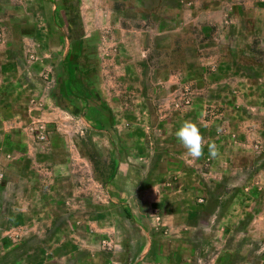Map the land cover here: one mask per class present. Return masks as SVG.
<instances>
[{
    "label": "rangeland",
    "instance_id": "1",
    "mask_svg": "<svg viewBox=\"0 0 264 264\" xmlns=\"http://www.w3.org/2000/svg\"><path fill=\"white\" fill-rule=\"evenodd\" d=\"M46 1L0 0V264H264V0ZM70 6L68 79L69 44L27 34L66 36ZM164 164L198 166L185 204L114 197L120 166Z\"/></svg>",
    "mask_w": 264,
    "mask_h": 264
},
{
    "label": "crops",
    "instance_id": "2",
    "mask_svg": "<svg viewBox=\"0 0 264 264\" xmlns=\"http://www.w3.org/2000/svg\"><path fill=\"white\" fill-rule=\"evenodd\" d=\"M47 1H49V0H47ZM63 1H65L66 4H70V5L73 2L72 0H63ZM88 1L89 0H83L84 4H89V3H87ZM53 3H54V1H53ZM78 3L81 4V0H79ZM106 6H107V8H106L107 10H105V11H104L103 5L100 8L99 11L102 14H103V11L106 12L107 14L109 13V10L111 8V3L109 1H106ZM53 7H54V9H52V15H55V17L57 19L60 12L57 10L55 12L54 10H55L56 6L54 5ZM71 8H72L71 6L68 9L66 7L64 8V15L68 19V21L65 24L66 36H62L61 34L59 35V33L56 31V27L57 26L59 27V24H57V22L55 21V18H52L53 16L51 17L52 21L47 22L46 26H43V25L36 26V27H34V34H31L32 31H30L27 34V36L34 42V45H37L38 51L42 50L41 46L44 48V45L46 43H50L52 41H57L58 43L62 42L63 44L65 42H67L69 44V47H68V52H66V54H65V58H66V56H67V58L71 57V55H72L71 51H72L73 46H75V44L80 45V48H81L80 57H82V52L84 50L83 44H86V42L88 41V38H89L85 32V22L86 21L82 20L81 15H79V16L77 15L78 18L80 19V26H79L80 31L78 32L76 27L70 21L69 15L71 13V11H70ZM76 8H77V11L80 13L81 12L80 11L81 5L79 7L80 10L78 9L77 6H76ZM86 11H87V9H86ZM88 12H89V9H88ZM39 27L46 29V35H40V37H38V35L36 33V29H38ZM65 75H66V77H68L66 72H65ZM93 88L95 91H92V92L97 93L96 88L95 87H93ZM49 100L51 102V99H49ZM49 100H48V103H49ZM165 124L167 125L170 123L167 120V122ZM181 125H182V121L180 123V126ZM180 126L173 128V130H178L180 128ZM169 136L172 137V135L168 134V129H166L164 131L165 140ZM172 140H173V138H172ZM174 154L177 155L179 158L182 155H185V157L188 156L187 152L185 154L182 153V149L181 150L179 149V151L174 152ZM168 155L170 156L171 153H167L166 156H168ZM194 166H195L194 167L195 169H192L191 167L185 168V167H183V164H180V166L176 164L173 167H172V165L171 166H167L165 164L162 166L160 165L159 166L160 174L158 176L159 180H155V179L153 180L152 179V174H153V171H155V170L153 169V166H150L148 168V171H147L148 174L145 175V177L142 178L141 181L136 177L134 178L133 169H131L130 167H126V166H120V168L117 169L116 175H114L112 180H111L112 185L116 186V188L114 189L116 191V193H114L113 195L121 203H124V204H136V203L146 204V203L160 202L162 200V198H164L166 196H169V197L173 196V198L178 200L177 204H179V205L185 204L188 201V198L189 197L191 198V196L187 195L189 190H191V188H193L194 186L196 187V185H198L196 178H193L192 175H193V171H195L194 173H197L200 170L197 169L198 166H196V165H194ZM172 176H174V180L171 179ZM214 181H215V179H214ZM214 181L212 182L213 186L216 182V181L215 182ZM116 182L118 183L119 186L117 185ZM115 183H116V185H115ZM169 187L170 188L173 187L175 189L171 194H168L169 192H167L169 190L168 189ZM85 189L86 188L83 187V185L79 186V190H80L79 192H81V190L83 192H86Z\"/></svg>",
    "mask_w": 264,
    "mask_h": 264
},
{
    "label": "clouds",
    "instance_id": "3",
    "mask_svg": "<svg viewBox=\"0 0 264 264\" xmlns=\"http://www.w3.org/2000/svg\"><path fill=\"white\" fill-rule=\"evenodd\" d=\"M176 137L186 150L187 155L193 160H198L203 156L205 139L196 123L184 121L177 130ZM208 149L210 156L213 158L219 154L214 143H209Z\"/></svg>",
    "mask_w": 264,
    "mask_h": 264
},
{
    "label": "trees",
    "instance_id": "4",
    "mask_svg": "<svg viewBox=\"0 0 264 264\" xmlns=\"http://www.w3.org/2000/svg\"><path fill=\"white\" fill-rule=\"evenodd\" d=\"M73 60L72 57H68L65 64V72L67 73L68 79H71L73 76ZM77 90V89H76Z\"/></svg>",
    "mask_w": 264,
    "mask_h": 264
},
{
    "label": "built area",
    "instance_id": "5",
    "mask_svg": "<svg viewBox=\"0 0 264 264\" xmlns=\"http://www.w3.org/2000/svg\"><path fill=\"white\" fill-rule=\"evenodd\" d=\"M2 175H0V179H1Z\"/></svg>",
    "mask_w": 264,
    "mask_h": 264
}]
</instances>
